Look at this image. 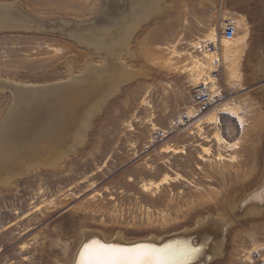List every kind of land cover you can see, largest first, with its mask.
I'll return each mask as SVG.
<instances>
[{"label":"rangeland","instance_id":"1","mask_svg":"<svg viewBox=\"0 0 264 264\" xmlns=\"http://www.w3.org/2000/svg\"><path fill=\"white\" fill-rule=\"evenodd\" d=\"M0 1L19 14L2 21L17 20V26L0 27V81L8 84L0 87V121L14 103V83L50 85L81 75L93 61L105 63L95 49L63 32L89 26L91 19L98 24L106 0ZM146 2L155 7L159 0ZM162 3L165 11L139 24L130 44L114 40L122 52L112 48L110 59L116 64L124 57L131 69L121 75L124 70L114 65L121 85L113 80L117 89H106L107 99L106 91L97 95L76 130L41 154L40 169L18 176L11 187L0 185V264L71 261L85 230L140 238L183 230L199 216L216 220L220 210L234 214L232 202L260 181L264 75L256 76L252 65L264 49V0ZM227 19L237 24L232 40L219 37ZM215 60L218 79L211 75ZM206 81L216 93L222 89L223 109L222 102L209 111L199 108L194 92ZM31 97L18 106L39 100ZM75 132L81 143H74ZM62 149L68 158L60 161ZM235 217L210 264H254L253 253L264 250V214Z\"/></svg>","mask_w":264,"mask_h":264},{"label":"bare ground","instance_id":"2","mask_svg":"<svg viewBox=\"0 0 264 264\" xmlns=\"http://www.w3.org/2000/svg\"><path fill=\"white\" fill-rule=\"evenodd\" d=\"M146 1L148 0H106L105 8L102 10V13L100 12V16L102 17L99 16L101 21L98 24L96 20L94 22V20L91 19L93 23L89 26L83 27L76 25L72 27L71 31L63 32L69 39L73 40L72 42L81 46L83 45V47L86 46L95 49V52H98V54L100 53L102 57L105 58L104 64L98 65L93 61V63L87 65L81 75H74L71 73L68 79L50 85L30 87L26 84V87L24 86L25 84L17 86L16 83H14L15 86H12V91L15 92L14 103L6 113L7 116L0 121V185L2 187L13 186L18 176L31 173L32 171L34 172V169L42 166L44 163L42 162L43 160H40L43 156L41 154H43L44 151L49 152L48 150L54 148V145H56L59 139L63 137L66 138L69 136L68 134L70 131L76 130V126L80 124V118L85 115L84 111L96 100L97 95L102 91H106V89L108 90V88L111 90L113 89L114 92L117 88H112L113 85L111 86V83H113V80H115L114 85H121L120 83L123 82L121 80V75H125V71L128 72L130 68H125L127 64L121 61L124 57L121 59L118 58L119 62L116 64L110 59V57H112V48L115 49V52L122 49L121 47H116V45L113 46L114 40L121 45L126 41V43H129L131 38L134 37L135 30L138 29L137 27L139 24H142L145 19H150L156 15L162 14L165 11L163 9L167 8H163V0H159L158 3L156 2L155 7H153L152 3ZM9 3L10 2L0 1V27H5L8 24L17 26V20L11 21L8 24H2L3 19L19 16V14H16L14 11L8 10L9 7H5L8 6ZM123 3H125V5L122 8ZM92 9L93 7L91 10ZM135 12H137L138 15H135ZM119 15L120 17H118ZM21 18L23 19L24 17L22 16ZM240 21L243 22L242 19H240ZM20 22L23 23V20ZM84 22L89 23L90 20ZM25 23H28V21ZM61 23H63V20ZM65 23L68 22L64 21V25ZM32 24L33 23H31V25ZM23 25L25 24L23 23ZM26 26L27 24L25 27ZM28 27L32 28V26H27L26 28ZM21 28H24V26ZM41 28L43 27L38 26V29ZM52 28L54 29V27ZM48 29H50V27ZM50 31H52V29ZM219 37L223 39L221 32L219 33ZM131 50L133 51V49ZM225 50L228 52L231 51V49H227V47ZM120 52H122V50ZM260 52L262 53H260L261 55L258 57V61L252 65L253 73H255L256 76H260L259 74L261 73L264 75V49ZM113 55L116 56L115 54ZM120 55L123 56L124 53ZM132 55H134V52ZM114 65L117 68H122L124 73L120 75L117 74L116 71L113 72ZM223 66L225 73V69H227L225 62ZM127 77H129V75ZM2 82L1 80L0 87L6 88L8 84L4 86L5 82L4 84H2ZM107 95L108 93L106 91L105 99H107ZM33 96H36L39 100L35 99V104H32L30 108L28 107L29 105L23 108H20V105L18 106L20 103L19 100L23 101L28 97L34 98ZM25 101L23 102L25 103ZM225 103L226 101L222 102L219 108L223 109ZM97 104L99 103L97 102ZM216 108H218V106ZM19 115H21V117ZM18 116L20 118H18ZM45 123L47 124L44 125ZM84 125H86V123H84ZM87 125H89V123ZM76 133L77 132H75V134L72 133V135L77 137L79 132ZM86 138L87 137H85V139ZM77 142L81 143L82 140L77 137L74 143L76 144ZM58 145L59 144H57V146ZM73 147V145L72 147L70 146V151L76 152L77 147ZM62 151L64 150L62 149ZM59 155L60 161L63 158H68V156H66L67 151L61 152L59 150ZM43 159L46 160L45 158ZM65 162L66 161H64V163ZM48 163L57 164L59 162L50 159ZM232 204L231 210L229 211L233 212L235 207L234 214L231 212L225 213V211L220 210L217 215L218 219L216 220L199 216L196 222L191 226L162 236L151 235L140 238H127L122 231L108 233L106 231L85 232V230L84 236L80 239L79 246L72 260L64 262L63 264H108V262L114 259L128 262L148 260L151 264H208L214 256L213 252L215 247L220 245L219 242L222 244L223 242L225 243L224 234L229 231L230 226L233 224L232 217L239 216L244 218L250 214L257 216H262L264 214V169L260 181L255 186L253 185V187L248 189V191L244 192L236 199V202H232ZM218 238L222 239L218 240ZM222 248L223 246L217 251L218 255L222 253ZM56 259L59 261L61 257L57 256Z\"/></svg>","mask_w":264,"mask_h":264},{"label":"built area","instance_id":"3","mask_svg":"<svg viewBox=\"0 0 264 264\" xmlns=\"http://www.w3.org/2000/svg\"><path fill=\"white\" fill-rule=\"evenodd\" d=\"M237 31V24L235 19H227L222 26V36L226 40H232L235 38V34ZM215 48V45H213ZM216 69L212 72V77L214 79H218L221 77L220 72L216 71L221 66L220 60H215L214 62ZM211 81L203 82L199 85V87L194 92V97L197 99V103L199 104V108L202 111H209L213 105L219 101L223 100L222 89L219 92H215V90L210 87ZM224 91V90H223ZM225 92V91H224ZM254 264H264V250H257L253 253Z\"/></svg>","mask_w":264,"mask_h":264},{"label":"snow or ice","instance_id":"4","mask_svg":"<svg viewBox=\"0 0 264 264\" xmlns=\"http://www.w3.org/2000/svg\"><path fill=\"white\" fill-rule=\"evenodd\" d=\"M108 264H151V262L148 260H136V261L128 262V261H121L119 259H114L108 262Z\"/></svg>","mask_w":264,"mask_h":264}]
</instances>
